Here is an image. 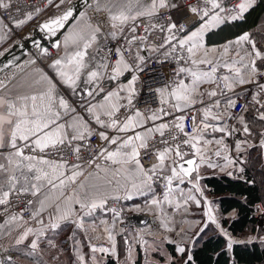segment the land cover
<instances>
[{"label": "snow or ice", "instance_id": "obj_1", "mask_svg": "<svg viewBox=\"0 0 264 264\" xmlns=\"http://www.w3.org/2000/svg\"><path fill=\"white\" fill-rule=\"evenodd\" d=\"M67 2L71 4V0ZM48 3L53 4V0ZM65 3L66 0H59L54 6L61 9ZM255 3L256 0H239L227 6L225 0H196L195 4H187L186 0H84V11L71 4L60 15L50 17L41 28L52 36L65 29L70 20L75 21L64 34L65 55L49 65L55 76L37 69L38 78L21 80L12 88L0 80V205H9L12 197L22 205L19 213L8 216L0 224V230L15 222L23 229L15 244L24 245L27 241V255L33 256L41 251L43 239L50 248H57L48 237L49 231L55 233L66 224L86 231L84 218L102 210L111 213L112 221L94 224L92 235L86 237L93 264H100L96 253L119 259L117 235L124 237L131 264H134L132 253L136 245L145 252L163 255L162 244L166 242L174 244L175 252L184 256L188 252L182 243L187 235L184 227L177 232L180 241L162 235L159 243L154 239L150 245L144 237L155 236L151 224L140 220L144 227L134 232L119 227L123 224L124 209L115 205L121 200L152 193L145 201V208L136 206L130 211L152 213L159 229L173 233L174 219L165 205H174L176 210L189 202L200 206L201 200L192 193L203 197L199 183L201 165L219 167L213 163V155L225 161L221 171L236 169L244 163L239 155L229 154L225 137L236 133L244 136L235 141L237 154L248 147H257L250 140L254 135L258 146L264 149V45L258 46L257 39L248 32L218 47H208L205 43L209 31L243 19ZM11 7L10 0H0V9ZM89 8L103 14L96 23L87 14ZM31 19L32 14L27 13L26 20L16 21V26ZM261 37L264 38V33ZM110 41H117L118 45L110 47ZM53 47L59 49L61 43L57 41ZM142 52L160 53L164 57L161 63L171 58L179 65L173 69L177 77L175 86L155 90L160 103L167 107L151 114L142 112L134 104L139 79L135 73L143 71L142 65L147 59ZM42 53L48 55V49H42ZM127 72L133 74L126 84H117L116 88L105 91L101 81L116 82ZM61 85L74 94L82 86H90L84 87L83 92L92 99L104 93L96 103L81 99L80 107L91 119L77 112L60 91ZM246 85L256 88L250 99L242 95L247 93ZM241 100L244 102L240 103ZM189 111L200 116L198 120L197 115H191V132L186 130ZM250 111L252 115L248 118ZM164 117L172 120L166 121ZM257 122L261 129L254 133L253 125ZM94 125L102 130L97 131ZM108 129L117 135L109 136ZM214 133L221 135L209 138ZM93 135L104 143L94 147ZM82 149H87L90 155L84 157ZM66 152L71 159L66 158ZM147 157H154L155 162L146 166L142 160ZM160 180L164 181V192L162 197H157L154 185ZM186 181L192 185L187 193L179 187ZM177 192L182 203L172 199ZM204 203L207 222L196 236L211 223L226 238L229 251L237 243L259 240L264 244V235L249 236L246 241L233 239L214 214L211 202L205 198ZM28 208L34 209L29 219L39 223V229L24 227L27 221L23 212ZM49 209H54V213L49 212L46 222L42 214ZM258 210L264 214V207ZM184 211L188 209L184 207ZM73 238L74 235L69 237ZM93 241H106L108 246ZM76 258L78 264H89L79 248ZM13 259L8 255L0 259V264H12ZM191 260L188 254L183 264ZM165 264H176L175 258L166 256Z\"/></svg>", "mask_w": 264, "mask_h": 264}, {"label": "crops", "instance_id": "obj_2", "mask_svg": "<svg viewBox=\"0 0 264 264\" xmlns=\"http://www.w3.org/2000/svg\"><path fill=\"white\" fill-rule=\"evenodd\" d=\"M88 16L90 17V14H88ZM44 18H46V17H44L43 15L40 18H38L37 21H35L36 22L35 25L37 23H39L40 21H42ZM92 22H94V21H92ZM73 24H75V21ZM70 28H71V26L67 30H70ZM30 32L26 33L25 35L29 34ZM64 34H66V32ZM64 34L62 35V37L60 39L61 47L59 49L54 51V53H52V54L50 53L48 55L40 56V58H38L37 62L31 64L26 69L21 71L18 74V76L8 84V87L12 88V86L14 84H16L17 82H19L21 80H31L33 78H38L39 73L37 72V69H40L44 73H47L49 76L54 77L55 73L52 71V69L49 67V65L51 64V62L55 58L65 55V49L63 46ZM9 36L10 35L7 33L6 26L3 22V20L0 18V37H2V38H0V52L3 51L4 49H6L7 47H9L10 44H12L15 41L14 38H10ZM8 37L10 39H8ZM237 37H234V38L229 39L227 41L235 40ZM227 41H225L223 43H219V44H207L206 38H205V43H206V46H208V47H213V46L218 47L220 45L225 44ZM69 50H71V49H69ZM129 79H131V77L129 76V74L127 72L122 77H120L119 80L116 82H112V81L105 79V80L101 81V84L104 87L105 91H108V90H112V89L116 88L117 84H126ZM185 82L188 83L189 80L186 78ZM250 86L251 85H246L245 88H249ZM84 87H90V86H82L81 88H79L77 90V94L71 93L70 90H68L67 88H65L62 85L60 86V91L62 92L63 95H65V97L67 99H69V102L72 103L74 107H76L78 113L83 115L86 119H91L90 117H88L87 113H85L83 111V109L80 107V101L83 98L84 101H90L91 103H96V102L102 100L104 93H100L99 95H97L95 97V99H92L90 97H87L86 93L83 92ZM204 87L207 88L210 86L205 85ZM237 91H240V89H237ZM81 94H83V97ZM196 107L200 108L201 106L197 105ZM157 110L158 109H156L155 111H157ZM141 111L144 112L143 110H141ZM148 114H151V113H148ZM175 114L180 115L181 113H175ZM197 119L198 120L200 119L199 115H197ZM160 122L161 121H156V123H160ZM149 126H151V125H149ZM94 127L96 128L97 131L102 130L99 128L98 125H94ZM107 132H108L109 136L117 135V133L112 129H108ZM128 134L130 135L131 133H128ZM120 135H123V134H120ZM212 135H214L216 138H219L221 134L220 133H214V134H211L209 136V138H211ZM237 139H244V136L241 133H236L235 135H233L231 137H225V141H224L225 144H227L229 149H230L229 154L232 156L239 155V157L241 159H243V161H244V163L240 164L236 169L227 168L224 171H221V167H223V165L225 164V161L223 160L222 157L217 158L214 155L212 156V161H213V163H216L217 165H219V167L211 168V167H208L207 165H201V168H200L201 179H200L199 183H200V187L203 190V197H201L199 193H196L194 191L192 193L193 195H196L198 199L201 200L200 206H197L194 202H189L187 205L184 206L188 209V211L185 212L184 207H181L179 210H176L174 205H172V206L165 205V208L168 211L169 215L172 216L174 219L173 227L175 228V231L173 233H164L162 229H159L157 221L155 219V216L152 213L141 212L144 216L143 220L147 221L149 224H151V230L155 233V236H151V235L146 234L144 237L146 240L149 241L150 245L153 244L154 239L157 243H159L161 238H162V235H168V236H171L173 239L180 241V236L177 235V232L179 231V229L181 227H184L187 231V235L184 237V240L182 241V243L186 246V248L188 249V252H186V254L184 256H180L179 254H177L175 252V245L173 244L174 252L171 253L170 248L168 247V243H166V242L162 245V249H163V253H164L163 255L151 252L150 250L148 252H145L141 249V247L139 245H136L134 247V250L132 253V261H134V264H165V258L168 255L173 256L175 258V261H178L179 264H183V261L186 260L187 255L188 254L191 255V251H192L194 244L196 242V239L198 237V236H196V233L199 232L200 227L203 226L204 220L207 221V218L204 216V211L206 210L205 203H204L205 198L207 199V201L211 202V205L214 208V214L216 215L217 211L219 212V204L217 202H215L216 197H215V195L208 192V190H207L208 187L205 185L204 180L212 174H215V173L227 174L228 171H232L233 174L231 176H235L238 173L246 171V169L248 168V164H247V160H246V153H247L248 149L251 147H248L246 151L240 152L239 154H237L234 151L235 141ZM250 140L252 141L253 139L250 138ZM239 168H242L243 171H240ZM85 175H87V172L85 173ZM83 179L84 178L81 177V180H83ZM85 182H87V181H85ZM179 187L181 189H183L185 193H187L189 191V189L192 188V185H191V183L186 181L184 184H181ZM154 188H155V195L157 197H162L164 190H162L159 187V185H157V184L154 185ZM151 196H152V193H149L148 196H135L132 200H124L123 201L124 211L125 212H127V211L128 212H136L134 210L130 211V209H135L136 206H139L141 208H145L146 207L145 201L147 199H149ZM172 199L174 201H178V202L182 203V199L179 196V192H177L172 197ZM33 210L34 209L32 208V211ZM49 212L54 213V209H49L48 211H46L42 214V216L46 220V222H47ZM235 215H236V211L231 210L229 213L226 214V217L231 216L230 218H233V217H235ZM101 221H108L109 223H111V221H112L111 213L110 212L106 213L102 210H97L93 215L86 216L84 218L86 231L76 229L74 225H67L66 224L63 226V228L61 230H58L55 233L49 231L48 237L52 238L54 240V242H56L57 237L59 235H62L61 242L63 244H65V248L67 251L70 249L76 250L78 248V246H77L78 244L76 242L74 243V240L81 242L82 253L85 254L86 259L89 260V264H93L91 259H89L93 254L89 251L88 240L86 237L92 235V232H91L92 226L94 224L100 225ZM195 222H199V224H197ZM20 223L22 224L23 222H20ZM208 224H211V223H208ZM24 227H32L33 229H39L41 227V225L39 223H37L35 220H32L30 222H27V224L24 225ZM119 227H125L126 229L129 230V232H134L135 230H137L139 228H143L144 225L139 224L137 226L126 227V226H124V224H121V225H119ZM215 228H216V226H215ZM224 229H226L228 231V233L231 235V237L237 241H246L249 237V236H247V237L236 236V235H233L227 228H224ZM22 230L23 229L21 227L17 226V224L15 222L12 225L6 226L5 229L0 230V259L6 257L8 255H12L14 257L12 264H30L31 263L30 259H35L34 262L38 261V262H43L44 264L47 261L50 262L49 260H51V259L47 257V251L51 252V251H53V249L47 245L46 239L42 240L41 251H39L37 254L33 255L32 257H34V258L27 257V252L29 251V249L26 247V244L28 243L27 241L25 242L24 245H16L15 244V240L18 238V235ZM217 230L220 231L219 229H217ZM73 235H74V238H73V242H72V239H69V237L73 236ZM116 239H117V253L119 255V259H117L116 257H113L112 255H104L101 253H96L95 255L97 257V260H99L100 264L107 257H113L117 261L118 264H126V262H128V264H131V262L128 261L127 246L124 243L123 235H117ZM129 239H131V236H129ZM93 242L94 243H102V244H104V246H108L106 241H93ZM4 249H8V251L5 252ZM47 259H49V260H47ZM74 259H77V258H74Z\"/></svg>", "mask_w": 264, "mask_h": 264}, {"label": "trees", "instance_id": "obj_3", "mask_svg": "<svg viewBox=\"0 0 264 264\" xmlns=\"http://www.w3.org/2000/svg\"><path fill=\"white\" fill-rule=\"evenodd\" d=\"M244 32L251 33L258 42L264 45V0H256L241 20L220 25L209 31L205 38L207 44H219L237 37ZM251 118V111L247 114ZM261 125H253V131L258 132ZM257 147H251L246 153L248 168L246 171L229 176L228 174L215 173L204 180L208 192L215 195L222 214L221 225L233 235L243 237L247 232L260 234L262 226L259 218L254 214V204L261 201L264 204V149L258 146V138L252 137ZM231 210L236 211L233 218L226 217ZM211 226L201 233L191 251L192 260L188 264H264V244L259 240L253 243H237L229 251L226 248L227 240L216 228L212 232ZM256 235V236H257ZM171 253L174 252L173 244H168ZM27 257H32L27 255ZM34 258V257H32ZM30 264H44L34 262ZM101 264H118L113 257H107ZM176 264H179L176 261Z\"/></svg>", "mask_w": 264, "mask_h": 264}, {"label": "built area", "instance_id": "obj_4", "mask_svg": "<svg viewBox=\"0 0 264 264\" xmlns=\"http://www.w3.org/2000/svg\"><path fill=\"white\" fill-rule=\"evenodd\" d=\"M57 0H53V4H49L48 0H10L12 5L11 8L4 10L0 9V18L3 20L7 33L12 36V38L20 39L26 33L30 32L32 28L35 26V21H37L38 17L42 16L44 12L48 10V8L52 7ZM239 0H225V4L227 6H233L238 3ZM187 4H195L196 0H186ZM39 9V11H37ZM31 13L32 19L27 20L24 24L20 25L19 27L16 26V21L19 20H26V14ZM37 17V18H35ZM175 18V14H174ZM191 19L195 20V17ZM187 24L188 21H185ZM107 29V25L104 26ZM118 45L117 41H110V47H116ZM51 54L54 53L52 49ZM142 55L147 57L146 62L143 67V71L136 72L135 74L139 77L136 83L137 94L134 99L135 107L143 110L146 114L155 111L156 109H160L161 107H167L166 105H162L160 103L159 94L155 91L158 88H165V87H174L175 81L177 77L173 74V69L179 67L178 64L175 63L171 58H168L167 62L161 63V60H164V57L160 53H147L142 52ZM125 57H128V53L125 52ZM113 60L115 57L112 58ZM132 61L129 60V63ZM129 76L131 77L133 73L128 72ZM247 89V93H242L246 99H250V94L254 93L255 85H251ZM124 103V101H121ZM244 101L241 100L240 103ZM239 110V109H237ZM121 112H125V109H121ZM176 115V114H175ZM189 119L186 121V130L191 132L192 123H191V115H197L194 111H189L188 113ZM164 120L170 121L172 117H164ZM229 123H234V121H229ZM183 138V137H181ZM102 141L96 135L91 137V144L95 147L97 145H102ZM157 147H163V145H157ZM187 151V148L183 149ZM82 155L84 157H88L90 155L87 149H82ZM66 158H70L71 156L69 153L66 152ZM142 162L147 166L153 162H155L154 157H147L142 160ZM157 185L164 190V181H158ZM30 198V197H29ZM124 200L118 202L115 206L118 208L122 207L124 209ZM113 202H109L110 206ZM20 207L22 205L17 204V198L12 197L11 203L9 205H0V224L4 223L5 219L13 214H17L20 211ZM259 207H264V204L261 201H258L254 204V214L257 218H260V212L258 210ZM7 208L5 212L4 209ZM32 212V208H28L26 211L23 212V216L27 222L32 221L29 219L30 213ZM144 216L141 212H123V224L124 226H137L139 225V221L143 220ZM260 222V221H259Z\"/></svg>", "mask_w": 264, "mask_h": 264}, {"label": "water", "instance_id": "obj_5", "mask_svg": "<svg viewBox=\"0 0 264 264\" xmlns=\"http://www.w3.org/2000/svg\"><path fill=\"white\" fill-rule=\"evenodd\" d=\"M89 2H91V0H89ZM71 4H75L81 11L85 10L84 0H71ZM71 4L66 3L61 6V9L56 8L50 16L37 23L29 34L15 40L9 47L0 52L2 53V55H0V80L9 84L21 71L33 64L31 61L35 63L40 56L44 55L42 49H48L49 54L52 49L54 51L57 50V48L53 47L54 43L57 41L60 42L62 35L74 23V20H70L69 23L65 25V29H61L56 36H52L47 31L42 30L41 26L47 22L50 17L60 15L61 11L70 7ZM87 14L91 15L97 13H94L93 9L89 8L87 9ZM37 45H39V47Z\"/></svg>", "mask_w": 264, "mask_h": 264}, {"label": "rangeland", "instance_id": "obj_6", "mask_svg": "<svg viewBox=\"0 0 264 264\" xmlns=\"http://www.w3.org/2000/svg\"><path fill=\"white\" fill-rule=\"evenodd\" d=\"M58 2H59V0H57L55 3H58ZM55 3H54V5H55ZM66 3H68L67 0H66ZM54 5L52 7H50V8H48V10L46 12H44V14H43L44 17L50 16L54 12V10L56 9V7ZM102 16L103 15H101V14H92V15H90V17L92 18V21H94L93 23H96L99 19L102 18ZM40 17H38V18H40ZM35 18H37V17H35ZM9 37L12 38V36H9ZM9 37H8V39H10ZM14 40H16V39L14 38ZM251 143L255 144L256 142L253 139L251 141ZM216 215H217V218H218L219 222L221 223L222 214L220 213V211L219 212L217 211ZM228 217L230 219L231 216H228ZM259 221H260L259 224L262 226V229H260L261 230L260 234L257 235V234H255L253 232H247V233L243 234L244 235L243 237L255 236V235H257V236L264 235V214H260ZM205 222H207V221L204 220V223ZM209 226H211L212 231L215 230V225L214 224H208V227ZM212 231L209 229L208 232H212ZM61 237H62V235H59L57 237V239H56V242H55L58 247L56 249H53V251H51V252L47 251V257L50 258L51 260L47 259L50 262L47 261V262H45V264H78L77 259H74V258H76V250H71L70 249V250L67 251L66 248H65V244H63L61 242ZM72 242H73V239H72ZM75 242L76 241L74 240V243ZM77 246L81 250V247H82L81 242Z\"/></svg>", "mask_w": 264, "mask_h": 264}]
</instances>
